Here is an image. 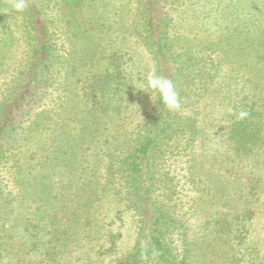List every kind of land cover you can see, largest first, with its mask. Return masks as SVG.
<instances>
[{
	"label": "rangeland",
	"instance_id": "374dc122",
	"mask_svg": "<svg viewBox=\"0 0 264 264\" xmlns=\"http://www.w3.org/2000/svg\"><path fill=\"white\" fill-rule=\"evenodd\" d=\"M197 1L200 10L203 8L216 9L217 0H214L213 4H205V7L202 5L204 0H189L188 2H192L194 5ZM138 4L139 0H103V4L99 6V9L105 12L108 22L102 17L96 18V15H91L85 4L81 7H66L60 4H54L53 7V5H50L49 20L53 19L55 27L59 30L58 33H55V39L52 42L53 54L57 57V60L53 61L55 67L61 69L60 67L65 63L63 59L65 58L66 47H68L67 37L71 33L79 34L88 28H94L96 24L101 26V22L109 24L111 25L110 32L108 31L109 36L114 38V29H116V35L121 40L120 45L126 52L124 58L130 66L129 71L133 74L131 77L134 76L135 78V81H131L129 89L125 88V90L130 92L134 87L133 94L130 97L131 100L134 99V95L138 97L139 94L144 98L138 107L128 108V110L121 109L120 103H111V107L103 115L101 114L105 117V119H100L101 124L93 125L95 129L89 130L85 135V138L91 140V143L86 140L85 144L82 145V149L88 150V153H84L88 156L86 157L89 158L92 153L94 161H89L90 163L87 160L81 161V165L80 163L74 165L73 162H70L71 167L64 166L60 162V164L50 165L52 156L49 154L48 146L53 143V138L50 136H45L49 141L47 149L44 148L46 150L38 145L39 148L32 150V152L25 149L27 147L24 146L26 140L22 141L21 138L24 139L30 133L27 128L31 119L44 118V116H39V113L49 112L47 114L58 116L57 123L52 125L54 131L52 135L60 143V141L67 139L66 134L68 132L79 130V126L74 128L68 120V116H72V120L80 121L79 116H84L85 111L76 109L68 113L61 110L59 108L61 105L59 97L63 94L61 90L40 93L34 96L29 104L24 107L22 114H19L17 118L15 133L13 137L8 139L7 145L9 144L10 146H8L11 148L8 149L7 155L5 154V156L10 155L13 148H17L14 146H19L18 140L20 139L22 142L20 144L23 146L21 158L19 160L9 156L4 159L3 162L6 164L3 163L5 170L0 171V191L5 195L7 192L3 190L8 191L13 188V167L18 165L16 163L19 160L21 167H24L22 174L25 176V180L30 179L32 182L29 186L31 191L29 194L36 197V201L32 202L30 199L22 198V196H20L21 200H15L11 197H3L0 194V264H121L140 240L139 233L145 219L138 212L137 207H134L135 200L129 194L127 182L122 176H112V169L110 170L108 167L109 160H113L114 155L119 152L115 150L116 142L113 143L115 138L109 136L118 135L119 137L122 132H126V139L129 140V137L136 135L138 128H135L136 125L141 122L143 115L150 109L148 106L149 97L143 91H147L144 78L147 72L152 69L154 54L143 38L142 23L137 18ZM163 6L171 11L168 8L169 5L163 4ZM244 8H246V15L240 17L239 20L253 17L247 15L251 10L253 13L255 11H262L263 13L257 16V20L252 24L245 21L246 30H243V36L247 31L251 32L246 43L251 45L250 49L243 52L245 53L244 57L239 58L237 61H230L227 58V60H221L217 64L218 66H213V69L211 65L214 60L218 59L220 54L218 49H225L222 45L225 42L223 37L234 26H228V18L222 20L211 15L202 21L203 24L188 22L185 24V21H182L181 24L178 22L174 27L170 26L164 33L168 40L175 41L170 46L174 50H172V54L175 52V55H180L185 60L191 57L205 61L206 65L202 63L205 70L200 66V72L189 74L192 71L189 70V72L186 71V73L183 72L177 76L179 89L184 92L182 106L178 111L179 116H197L199 122L208 124V127L204 129L201 123H197L198 126L201 125V136L199 144L195 142L194 145H198L200 148L201 153L198 161L201 166L209 164V162H217L214 170L217 177L212 174L207 178L204 177L205 180L199 178L197 188V184L192 183L189 179V177L193 178L197 166H194V169L191 170L190 165H187L189 157L187 152L174 151L172 155H168L164 168L166 173L165 187L168 188V191H154L151 197L161 193L162 197H154V199L159 206L163 205L169 211L170 218L173 219V224L164 227L166 242L172 250L178 247L181 238H184L182 234H185L186 231H189L190 244L192 240H194V243L200 244L204 240L202 238L204 234H209V230L207 227L205 228L203 223L208 222V220L216 222L218 218H221V222H223L241 209L243 195L247 191L243 187H249V181L246 180L243 173H239L238 169L234 170L235 173L232 171L233 174L228 173L226 171L228 166L225 167V164H219L215 155L218 151L215 136H219L224 132L223 125L226 123V116L231 114L229 111L231 104H228L226 95H232L239 91L241 93L237 97L241 98L244 92L240 88L245 89L248 87L246 91L250 92L249 94L256 90L259 92L256 94L260 98L259 105H261V108L259 105V108H257L260 112L257 125L258 139L254 147L255 152L251 155L252 158H248L244 165H252L251 162L254 161L255 168L253 167V170L256 169L264 178V44L262 45L264 43V11L262 10L264 4L261 1H253L251 4L244 5ZM10 11L12 9L5 16L2 15L0 33H3V35L0 38L5 45L6 63L13 66L21 61L27 45L23 44L22 37H24V33L20 19ZM60 11L63 13H60ZM216 20L219 21L216 22ZM226 22L227 25H220ZM234 22L236 23L237 20L235 19ZM179 28H182V30L180 33H176ZM254 49H256L254 53H257V55L253 53ZM183 51L191 52L184 53ZM75 60L78 63V73L76 72L75 78H79V81L88 76L89 70L94 72V70L97 71L101 68L97 61H90L80 51H78ZM210 72L213 79L209 80L208 83L206 81L205 85L207 87L205 89L202 86L205 82L204 76ZM185 75L188 76L187 79ZM191 75L196 77L192 84L189 80ZM228 76L234 77L237 80L236 83L229 81ZM244 80L250 85L242 86L243 82L241 81ZM3 84V82H0V89L4 88ZM192 92H194V95L199 92L201 96L193 97ZM187 94H191L192 97L187 99V97L189 98ZM120 111L124 113L121 114ZM123 118L125 120L121 121L120 119ZM64 121L69 126L65 128L63 123L60 128L61 122ZM88 134L93 137L90 138ZM224 148V145L220 146V150ZM114 151H116L115 154ZM96 152L99 153L97 157ZM204 172L207 173V170H204ZM232 177L237 180L235 185L231 182ZM225 179L228 181L227 186L224 184ZM66 182L68 183L66 184ZM66 187L68 195L63 197L62 193ZM159 188L161 189V187ZM206 190L207 194H204ZM259 190L258 200H252L250 208L256 214L255 226L252 227V232H257L256 239L262 240L264 237V183L260 185ZM68 197L70 207L79 205L78 210L74 212L75 220L73 219V223L69 224V229L66 228V224L64 225L63 222L57 221V223L55 221L56 218H60L62 212H56L50 206L52 200L54 206H56V202L64 205V199ZM54 198L57 200H54ZM85 205V210L81 211ZM5 210L7 215H5ZM52 212H56L57 216L56 214L52 215L55 216L53 221L55 226L50 227V220H53L50 217ZM227 213L230 214L229 217L226 216ZM217 214H219L218 218L214 217ZM26 221L27 224L31 223V225L28 226V230L23 232L22 226ZM11 223L13 226L10 228ZM217 227L222 228L225 226L218 223ZM53 238L51 245L53 251H49L48 256L40 257V250L46 248L48 246L47 242ZM260 243L264 246V239ZM30 245H33L31 250L28 248ZM206 247L207 251L212 253L210 250L212 244H207ZM23 248L26 252L23 251ZM198 254L199 258H206V255H202L201 251ZM16 258L21 259L20 262H16L14 260Z\"/></svg>",
	"mask_w": 264,
	"mask_h": 264
},
{
	"label": "trees",
	"instance_id": "16d2710c",
	"mask_svg": "<svg viewBox=\"0 0 264 264\" xmlns=\"http://www.w3.org/2000/svg\"><path fill=\"white\" fill-rule=\"evenodd\" d=\"M188 1L139 0L137 9L139 11L137 18L141 21L144 32L143 38L147 41L148 48L154 54L152 57V69L154 68L158 75H162L173 81L181 102H183L184 92L179 89L177 76L183 72H189V70H192L189 74H195L197 71L200 72L199 67H203L202 63L205 64V61L191 57L185 60L182 59V56L175 55V52L172 54L173 49L170 46L175 41L168 40L164 34L165 31L170 26L174 27L177 25L178 22L181 24L182 21H185V24L187 22L191 24H203L202 21L211 15L222 20L228 18V26H234L223 37L225 42L222 45L225 49H218L220 54L218 59L214 60V63L211 65L213 69V66H218L217 64L221 60H227L228 58L230 61H237L239 58L244 57L245 53L243 52H247L251 46L246 44L251 32L247 31L246 37L245 35L243 36V30H246L245 21L252 24V22L257 20V16L263 14L262 11H255L253 13L251 10L247 15H252L253 17L239 20L240 17L246 15L244 5L247 3L251 4L253 1H261L264 4V0H217L216 9L203 8L200 10L198 1L194 5ZM213 1L204 0L205 3L203 2L202 5L205 7V4H213ZM222 3L223 6L221 7ZM54 4L66 7H81L85 4L87 11L91 15H96V18L102 17L107 21L105 12L99 9V6L103 4V0H26V8L22 12L13 10V0H0V21L2 20V15L5 16L12 9L10 13H14L20 19L24 33V37H22L23 44L27 45L26 52L21 61L13 66H9L6 63L7 54L5 45L0 38V75L3 74L0 76V82L4 83V88L0 89V171L5 170V166L3 165L5 162L3 161L6 157L13 156V158L19 160L21 158L23 148L20 144L22 143L21 140H18L19 146H14L17 148H13L10 155L5 156L8 149L11 148L7 143L8 139L13 137L15 133L19 114H22V110L34 96L40 93L44 94L50 90H61L63 92L59 97V102H61L59 108L61 110L68 113L76 109L85 111L84 116H79L81 118L80 121L72 120L73 117L68 116V120L74 128L79 126V130L68 132L66 134L67 139L60 141V143L52 135L54 133L52 125L57 123L58 116L47 114L49 112L39 113V116H44V118L36 117L31 119L30 125L27 128L30 133L24 139L23 137L21 138L22 141L26 140L24 146L27 147L25 149L28 152H32V150L39 148L38 145H40V148H46L49 141L45 136H50L53 138V143L48 146L49 154L52 156L50 165L62 163L64 166L69 167L72 164L76 165V163H80L81 165V161H94L92 153V156L87 158L88 156L85 154L88 153V150L82 149V145L87 140L85 135L88 131L95 129L93 125L101 124L100 119H105L101 114L103 115L111 107V103H120L121 109L128 110V108L138 107L144 98V96L139 94L138 97L134 95V99L131 100L130 97L133 94L134 87L130 92L125 90V88L129 89L131 81H135V78L134 76L131 77L133 74L129 71L130 66L127 64L126 58H124L126 52L122 49V45H120L121 40L116 35V29L113 28L114 38L109 36L111 27L109 24L102 22L101 26L96 24L94 28H88L80 32L82 34L81 37L80 33H71L67 37L68 47H66L65 58L63 59L65 63L62 64L61 69L54 66L53 61L57 60V57L53 54L54 48L52 42L55 39V33L59 32V30L54 25L55 21L53 19L50 21L48 17L50 5L54 7ZM163 4L169 5L168 8L172 12L166 9ZM262 10L264 11V8ZM60 13L63 12L60 11ZM235 19L237 20L236 23L234 22ZM218 21L216 20V22ZM227 22L220 25H227ZM181 30L182 28H179L176 33H180ZM2 35L3 33H0V37ZM255 50H253V53ZM78 51L83 53L90 61H97L101 66L100 70H94V72L89 70L88 76L81 81H79V78H75L78 73V63L75 60ZM254 55H257V53H254ZM203 70H205L204 67ZM185 77L186 79L188 78L187 75ZM204 78L205 82L202 86L206 89V81L208 83L209 80H212L213 75L210 72ZM195 79V75L189 76L190 84ZM227 79L234 83L237 81L234 77L230 76ZM241 82H243L242 86L250 85L246 80ZM254 87L256 88V86ZM247 88H240L244 92L241 98L237 97L241 93L239 91L232 95H226L228 104H231L229 108L231 114L230 116H226V123L223 125L224 132L219 136H215L218 146V151L215 155L219 164H225V167L228 166L226 168L228 173L233 174L235 169H238L239 173H243V176L249 181L250 186L243 187L247 191L243 195V202L239 212L231 215V218L223 222H221V218L219 219V214H217L214 215V217L218 218L216 222L208 220V222L203 223L205 228L207 227L209 230V234H204L202 237L204 240L202 239L203 242H200V244L205 242L202 246L199 243H194V240L190 244L188 238L189 231H186L185 234H182L184 238H181L178 247L172 250L171 246L166 242L164 227L168 224H173V219L170 218L169 211L163 205L159 206L158 202L154 199V197H162L161 193L151 197L154 191H168V188L165 187V161L168 155H172L174 151L187 152V156H189L187 165H190L191 170L194 169V166H197L196 172H192L193 178L189 177L192 183L197 184V188L199 186L197 182L200 181L199 178L205 180L204 177L207 178L215 174V165H217L215 163L217 162H209V164L201 166L198 161L201 152L198 145H194L195 142L199 144L201 136V125H197V123H201L197 120L198 117L179 116V111L171 113L165 108L158 96L152 94L151 99L150 94L147 93L150 109L143 115L140 120L141 122L136 125L135 128L138 127L136 135L131 138L129 137V140L126 139V132H122L119 137L118 135L109 136L115 138L113 140V143L116 142L115 150L119 151L118 154H115L116 151H114L115 157L113 160H109L108 167L110 170L112 169L111 175L122 176L127 182L129 194L135 200L134 207H137L138 212L145 219L139 233L140 240H138L131 253L121 264H196L198 262L200 264H264V246L260 243L264 237L262 240H258L256 239L257 232H252V227L255 226L256 214L250 208L251 201L258 200L260 185L264 183V178L256 169L253 170V167L255 168L254 161L251 162L252 165H244L248 158H252L251 155L255 152L254 147L258 139L257 125L260 119V112L257 108H261V105H259L260 98L256 96L259 92L256 90L252 94H249L250 92L246 91ZM198 93L194 95V92H192V96L200 97L201 94ZM187 95L189 96L187 99L192 97L191 94ZM240 111L248 113L247 117L243 120L236 118V115ZM123 113L121 112V114ZM107 120L111 121L110 119ZM120 120L124 121L125 118ZM63 123L65 128L69 126L64 121L61 122L60 128ZM201 124L204 126V129L208 127V124ZM89 137L93 136L90 135ZM87 142L91 143V140L88 139ZM221 145H224L225 148L220 150ZM98 154V152L95 153L96 157ZM18 161L16 167L12 166L14 170L12 173L13 188L8 191L3 190L7 192L5 195L1 191L0 194L3 197H11L15 200H21L20 196H22V198L35 202L36 197H32L29 194L31 192L29 186L32 182L30 179L25 180V176L22 174L24 167H21ZM70 162L73 163L70 164ZM70 169L69 172L71 171ZM204 170H207V173ZM214 176L217 177V174ZM220 178L222 179L223 177ZM70 180L74 182L73 179L70 178ZM231 182L235 185L237 180L232 177ZM227 183L228 181L225 179L224 184L226 186ZM64 189L60 190H63V197H67L68 189L67 187ZM204 194H207V190ZM166 196L168 197L167 194ZM68 199L69 197L64 199V205L56 202L55 205L57 207L54 206L51 199L50 206L54 211L62 212L60 218H56L55 221L63 222L64 225L66 224V228L69 229V224L73 223V219L75 220L74 212L78 210L79 205L70 207ZM54 200L57 199L54 198ZM84 207L86 205L82 207L81 211L85 210ZM56 212L50 214V217L53 219L50 220V227L55 226L53 222L55 216L52 215L56 214ZM5 215H7L6 210ZM226 216L229 217L230 214L227 213ZM27 221L24 226H22L23 223L21 224L23 232L28 230V226L31 225V223L27 224ZM218 223H222L225 227L218 228ZM11 226H13L12 223L9 227L11 228ZM53 240L54 238L50 239L47 242L48 246L40 250V257L48 256V252L53 251L51 246ZM207 244H212V248L210 249L212 253L207 251ZM28 248L31 250L33 245L28 246ZM202 248L203 250H201ZM23 251L26 252L25 248H23ZM200 251L202 255H206V258L198 257ZM14 260L20 262L21 259L16 258Z\"/></svg>",
	"mask_w": 264,
	"mask_h": 264
},
{
	"label": "clouds",
	"instance_id": "9594fccd",
	"mask_svg": "<svg viewBox=\"0 0 264 264\" xmlns=\"http://www.w3.org/2000/svg\"><path fill=\"white\" fill-rule=\"evenodd\" d=\"M26 8V0H13V10L16 12H22ZM145 93L158 96L159 100L163 103L165 108L170 112H175L181 109V98L176 90L173 81L162 75H158L156 70L153 68L145 75ZM231 112V110H230ZM248 113L240 111L236 118L243 120L247 117Z\"/></svg>",
	"mask_w": 264,
	"mask_h": 264
}]
</instances>
